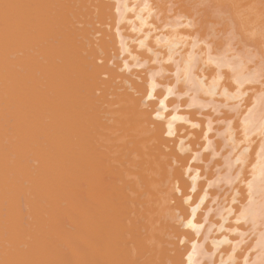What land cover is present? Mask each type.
I'll use <instances>...</instances> for the list:
<instances>
[{
  "label": "bare ground",
  "instance_id": "bare-ground-1",
  "mask_svg": "<svg viewBox=\"0 0 264 264\" xmlns=\"http://www.w3.org/2000/svg\"><path fill=\"white\" fill-rule=\"evenodd\" d=\"M237 1L221 44L185 0H0V264H189L194 244L222 264L232 244L212 241L241 239L218 231L225 209L224 227L245 234L237 264H264V137L234 166L247 145L225 143L229 126L240 141L243 120L264 121V68L230 43L237 13L254 27L263 6ZM238 82L242 99L226 101Z\"/></svg>",
  "mask_w": 264,
  "mask_h": 264
},
{
  "label": "clouds",
  "instance_id": "clouds-1",
  "mask_svg": "<svg viewBox=\"0 0 264 264\" xmlns=\"http://www.w3.org/2000/svg\"><path fill=\"white\" fill-rule=\"evenodd\" d=\"M141 43L143 44V42H141ZM166 43H169V46L171 48H175L178 46V44L172 43L171 41H166ZM125 51H127L126 48H125ZM244 82H248V81L245 80ZM215 87H216V85L213 84L211 86V88L209 90H207L206 94H208L210 96L214 95L215 94ZM241 87H243V84L238 82V87H237L236 93H233V94H228L227 92L223 93L226 101L235 102V101L241 100L242 95L239 91V89ZM226 106H227V104H225V107ZM172 121L186 122V118L173 116ZM168 128H169L168 134L173 135L174 134V132L172 131L173 124L171 121L168 124ZM225 134L227 135V140L225 142L226 146L231 145L233 152H235L236 148L240 147L241 144L247 145L246 147L243 148L240 155L233 162L232 166H234V164H236V163L243 164L245 162L247 154L250 150L251 143H254V141H252V137L253 136L264 137V121L259 120L255 115H250L248 118L243 120L242 121L243 139L240 141L235 140L234 133L231 131L230 126L226 130ZM254 169H255L258 177L264 176V141H262L260 148L257 151V163H256V165H254ZM193 179L195 180V178H193ZM221 180H223V182L225 184H228V185H231L233 183V180L231 178H228V177L218 178V180L215 181L214 183L219 184L221 182ZM211 186H212V183L209 184V187H211ZM206 198H207V194H205V196L202 197L200 203L202 204L204 199H206ZM199 207H200V205L198 204L195 208L192 209L193 217H195V214L199 210ZM224 212H228V214L230 215V210L225 209ZM224 212L221 213V219L223 220L224 223H227V216L224 215ZM244 219H246V217L241 216L240 218L237 219L236 223H239ZM224 223L221 224L218 231H227V232H230V234H234V235L239 234L241 239L236 241V242H232L227 237H224L220 241H212V245H213L214 249H218L221 245L232 244V252L228 255L227 260L223 261L222 264H237L235 253L240 249L241 245L245 243V241L243 239V236L245 234L244 233H238L236 229H231V230L226 229L224 227ZM186 227L191 228L197 235H199L201 229L203 228V225L202 224L197 225V224L193 223L192 220H189L188 223L186 224ZM209 231H211V229H209ZM206 239H207V237H206ZM257 246L260 247L262 250L261 255H264V241H259ZM202 252H203V245L202 244L201 245H195L194 244L193 248H192V252L189 254V264H202V261L197 260V257H200ZM203 254H204L205 258H210L208 253L204 252ZM214 254L215 253H213L212 255H214ZM257 259H259V257H257ZM241 264H248L247 257L244 258V260L241 262ZM253 264H256V262L253 261Z\"/></svg>",
  "mask_w": 264,
  "mask_h": 264
},
{
  "label": "rangeland",
  "instance_id": "rangeland-1",
  "mask_svg": "<svg viewBox=\"0 0 264 264\" xmlns=\"http://www.w3.org/2000/svg\"><path fill=\"white\" fill-rule=\"evenodd\" d=\"M177 1H180V0H168V3H167L165 6L168 7V8L170 9V5H171V9H175V8L177 7V4L180 5L179 2H177ZM182 1H184V0H182ZM210 1H211V0H204L203 3H201V2H199V0H198L197 2H196V0H191V1H190V0H185V2H186L187 4L189 3V4H191V6H194V9H193L194 12H193V13H194V20H195V18H196V21H197V22H196V23H197L196 26H199V27H197V28H199V30L201 29L200 26H202V29H201V30H204V29L206 28V29H205L206 32L204 31V34H205V36L208 35V36H206L207 39L209 38L208 40H212V41H214V43H221V41H223L221 44L226 43V42H228V38L230 37V36L228 35V33H229V29H230L229 26L231 27V25H229V21H230V19H231V15H232V14H231V13H232L231 10H232V9H235V8L237 9V6L231 9V8L228 7V3L225 2V0H224V1H223V0H222V1H221V0H216V1H215V0H212L213 2H211V3H210ZM217 1H218V2H217ZM219 1H220V4H221V3H222V4L219 5V6H217V4H219ZM226 1H227V0H226ZM245 1H247V0H245ZM185 2H181V4H182V3H185ZM215 2H216V4H214ZM237 2H238V3H241V2L243 3L244 0H241V1L238 0ZM248 2L250 3V0H248V1L246 2V4H248ZM229 3H231V2L229 1ZM238 3H237V4H238ZM252 3H254V6H256L257 9H260V8H261V7H258V6H263V7H264V0H252V1H251V4H252ZM174 4H176V5H174ZM246 4H245V6H246ZM251 4H250V5H251ZM205 5H206V7H205ZM212 5H213V7H212ZM242 5H244V4H242ZM242 5L239 4V5H238V9L241 8ZM250 5L248 4L249 7H250ZM252 5H253V4H252ZM252 5H251V6H252ZM257 5H258V6H257ZM208 6L214 8V9L211 10L210 7L207 8ZM214 6H216V7H214ZM229 6L231 7L230 4H229ZM233 6H234V4H233ZM201 7H202V10H201ZM225 7H226V8H225ZM227 7H228V8H227ZM243 7H244V6H243ZM243 7L240 9V11H243V9L246 10V7H244V8H243ZM249 7H247V8H249ZM256 7H255V9H256ZM263 7H262L261 10H260V11L263 12V14H261L262 12L259 13V14H260L259 17H263V18H259V17H258L259 14L257 15V18L260 20V21H259V24L257 23L259 26L261 25L260 22H261V21L263 22V20H264V8H263ZM196 9H200L201 11H200V10L198 11V10H196ZM230 9H231V10H230ZM251 9H252V8H251ZM251 9H248V10H247V13H248V14H249V12H250V14H251V11H250ZM257 9H256V10H257ZM205 10H206L207 12H206ZM196 11H197V12H196ZM202 11H203V13H202ZM204 11H205V12H204ZM208 11L211 12V16H210V13H209ZM233 11H234V10H233ZM237 11H238V10H236L235 13H237ZM252 11H253V10H252ZM195 12H196V13H195ZM244 12H245V11H243V13H244ZM258 12H259V11H258ZM258 12H257V13H258ZM167 13H168V12H167ZM204 13H205V14H204ZM243 13H242L241 16H240V13H239V14L237 13V16H238V18H240V20L243 19V20H242V22H243V23H242V26L246 25V27L249 28L250 25H251V23H252V19H250V18H254V17L252 16V15L254 14V11H253V14H251V15L249 16V17H250L249 19L251 20V23H250V24H249L247 21H245V20H247V19H246V18H247V15L244 13V14L246 15V17H245V19H244V15H243ZM168 14L171 15L170 13H168ZM230 14H231V15H230ZM233 14H234V13H233ZM201 15H202V16H201ZM235 15H236V14H235ZM254 15H256V13H255ZM197 16H198L199 18H197ZM203 16H207V17H203ZM212 16H213L214 19H216V21H215L213 18H210V17H212ZM223 16H224V18H222ZM242 16H243V17H242ZM251 16H252V17H251ZM220 17H221V18H220ZM226 17H227V18H226ZM241 17H242V18H241ZM207 18H208V19H207ZM209 18H210V19H209ZM218 18H219V19H218ZM228 18H230V19H228ZM204 19H206V20H204ZM212 19H213L214 23H206V21L211 22ZM249 19H248V20H249ZM199 20H201V21L204 20L205 23H203L204 21H203V22H200ZM217 20H218L219 22H217ZM213 21H212V22H213ZM244 21H245V23H244ZM253 21H254L255 24H256V21H257V20H255V18L253 19ZM199 22H200L201 25L198 24ZM215 22H216L217 24H216ZM225 22H227V24H228L227 27L225 26L226 28H229V29H227V30H225V27H224V23H225ZM249 22H250V21H249ZM222 23H223V26H222ZM247 23H248V24H247ZM203 24H204V26H205L204 29H203ZM225 24H226V23H225ZM243 24H244V25H243ZM257 24H256L254 27H253V25H252L253 29H252V27H250L251 29L249 28L251 31H250L248 28H246V27H241V30H244V29H242V28H245V30L248 29L247 32H245V30H244L243 35H244V36L247 35V36H248L249 38H251V39H252V38L255 39V38L257 37V35L260 33V34L258 35V37H257V38H258L257 41H258L259 43H258L256 40L253 41V39H252V41H251V40H248L249 38L246 37V36H245L246 39H244V38L242 37L243 35L241 36L240 33L238 34V31H237V36H236V38H234L232 41H230V43H231V45H232L233 43H235L236 39L238 38V41H239V42L236 41L237 44L235 43L236 45H235V44H233V45L237 46L238 43H239V44H241V45H240V46H237V47H241L242 45L244 46V45L246 44V45L248 46L247 49H249L250 52L253 53V54L255 55L254 62L257 61L258 63H261L262 68H264V60H262V59H264V58H263L264 55H262V54H264V52L262 53V51H264V50H261V52H260V50H259L260 47H261L262 49H264V47H263L264 44H262L261 41H259V39H260V37H261V33H263V35H264V30H263L264 28L262 29V32H261V29H260V31H259V28L257 27ZM216 25H217V26H216ZM247 25H248V26H247ZM96 26H97V25H96ZM261 26H262V27L264 26V22H263V25H261ZM212 27H213V28H212ZM215 27H216V29H218V30L215 31L216 33L219 32L220 29H221V30L223 29V28H221V27H224V31H225V32H222V31L220 30V32H219L220 35L217 34V37H216L217 39H219V37H220V40H221V41H220V40H217L216 38H212L211 35H210V33H213V32H214V30H215L214 28H215ZM255 27H257L258 30L255 29ZM195 28H196V27H195ZM211 28H212V29H211ZM219 28H220V29H219ZM238 28H239V26H238ZM260 28H261V27H260ZM254 29H255V30H254ZM253 30H254V31H253ZM207 31H208L209 33H207ZM248 31H250V32L248 33ZM258 31H259V32H258ZM201 32H202V31H201ZM252 32H253V33H252ZM254 32H255V33H254ZM256 33H257V34H256ZM97 34H98V33H97ZM241 34H242V31H241ZM248 34H250V35H248ZM251 34H254L255 36L253 35L252 37H250ZM96 37H97V35H96ZM240 37H241V38H240ZM210 38H211V39H210ZM247 38H248V39H247ZM263 38H264V37L262 36L261 39H262V42L264 43ZM215 39H216V42H215ZM224 39H225V40H224ZM234 40H235V41H234ZM247 40H248L249 42H247ZM217 41H218V42H217ZM243 42H244V43H243ZM250 42H251L252 44H251ZM255 42L258 43L257 46H255V45H256ZM233 45H232V46H233ZM258 45H260V47H259ZM253 47H254V48H253ZM258 47H259V48H258ZM257 48H258V49H257ZM110 52L112 53L113 51H110ZM259 52H260V54H259ZM255 53H256V54H255ZM262 56H263V57H262ZM260 57H261V58H260ZM113 59H114V58H113ZM113 59H112V60H113ZM116 60H117V59H116ZM261 60H262V61H261ZM112 62H113V61H112ZM109 64H111V63H109ZM263 80H264V78H263Z\"/></svg>",
  "mask_w": 264,
  "mask_h": 264
}]
</instances>
